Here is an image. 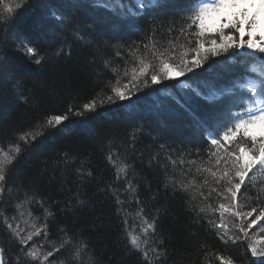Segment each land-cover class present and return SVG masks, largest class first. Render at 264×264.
<instances>
[{"label": "snow or ice", "instance_id": "6c2138e0", "mask_svg": "<svg viewBox=\"0 0 264 264\" xmlns=\"http://www.w3.org/2000/svg\"><path fill=\"white\" fill-rule=\"evenodd\" d=\"M91 3L116 18L113 27L124 25L136 30L137 21L145 17L151 19L152 26L144 33L140 44L134 42L128 47L130 59L117 49L115 55L125 60V67L122 75L118 74L119 65L110 69L115 83L112 79L101 80L99 91L89 100L82 104L68 103L62 112L38 117L30 128L17 133L7 147L0 145V204L12 192L9 179L13 169L41 137L75 130L68 127L74 118L79 129L86 132L99 109L131 102L133 96L151 86L178 81L181 88L191 89L195 97L209 104L215 115L212 119L195 116L200 135L208 145L204 156L197 148L195 158L191 152L181 153L176 158L167 157L171 169L168 164H160L165 193L170 191L173 196L177 193L183 196L192 213V222L206 221L207 227L225 244H236L241 237L248 239L255 226L264 233V223H261L264 222V200H261L264 186L255 197L260 201L259 206L248 203L252 197L242 200L248 184L256 187V171L264 172V0H128L127 3L126 0H91ZM28 7L45 9L46 15L41 19L60 25L66 22L67 17L56 11L55 5L41 0L35 3L34 0H0V31L6 34ZM176 16L181 20L179 29L175 28ZM168 17L173 18L166 29L169 38L161 40L157 35V22L163 27V18ZM77 39L84 40V37L77 35ZM16 50L36 65L45 60L26 37L18 39ZM63 52L60 49L55 55ZM220 57L223 60L216 59ZM3 58L0 53V60ZM211 60L215 63H209ZM109 65L110 61L105 60L104 67L109 68ZM219 65H229L228 70L233 74L222 81L205 80L206 90L181 79L199 69H204L205 73L215 72ZM14 87L19 98L27 102L22 82L17 81ZM140 130L134 131L125 144V149L133 154L136 132ZM124 155L118 156L109 149L106 160L115 169V178L99 191L114 201L115 214L121 217V235L127 252L138 254L141 264H165L168 250L160 231V220L167 209L154 205L150 212L145 210L137 194L138 182L129 175L132 165L121 159ZM74 159L76 157L70 153H64L66 166ZM153 161L160 163L153 156L149 167ZM177 171L179 179L175 175ZM75 172L78 190L66 207L83 209L90 201L79 189L94 174L83 162ZM158 195V192L153 194L152 200L156 201ZM132 201L137 205L134 212L130 210ZM33 204L42 209L39 216H34L30 207ZM14 207L16 214L11 216L0 211V226L6 230L8 245H16L18 264H56L51 258L64 250L75 264H89V261L95 264L89 245L82 238L77 240L75 234H69L63 226L59 228L62 235L58 241L48 240L49 221L54 220L56 214L44 198L26 191ZM7 251L0 244V264H6ZM246 251L257 258L253 264H264V260L259 259L264 257V238L247 243ZM216 259L220 264H233L231 258L217 256Z\"/></svg>", "mask_w": 264, "mask_h": 264}, {"label": "trees", "instance_id": "16d2710c", "mask_svg": "<svg viewBox=\"0 0 264 264\" xmlns=\"http://www.w3.org/2000/svg\"><path fill=\"white\" fill-rule=\"evenodd\" d=\"M41 2L55 5L56 11L67 17L64 25L41 19L46 15L43 8L28 7L6 34L0 31V53L4 57L0 60V145L5 147L16 139L17 133L30 128L38 117L62 112L68 103L82 104L89 100L99 91L101 80L112 79L115 83L110 69L119 65L118 74L122 75L125 67V60L115 55L117 49L130 59L128 47L134 42L140 44L144 33L152 26L151 19L145 17L137 21L136 30L124 25L113 27L116 18L103 8L93 7L91 0ZM172 21V17L163 18V27L157 22L158 38H169L166 29ZM174 21L175 28L179 29L180 17L176 16ZM77 35L83 36L84 40L77 39ZM20 37L31 40L45 57L41 65L31 63L16 50ZM60 49L64 50L63 54L55 55ZM216 59L223 60V57ZM105 60L110 61L109 68L104 67ZM229 67L219 65L215 72L208 73L199 69L181 79L193 87L205 89V80L229 78L233 74ZM17 81L22 82L27 102L19 98L14 87ZM214 115L211 106L195 97L191 89H181L178 81H166L137 93L131 102L99 109L86 132L79 129L74 118L68 127L75 130L41 137L21 157L9 179L12 192L0 204V211L9 216L16 214L14 205L24 198V192H35L37 198H44L56 214L55 219L49 221V241L59 240L62 235L59 228L63 226L69 234H75L77 240L82 238L89 245L95 264H141L139 255L129 254L124 246L121 217L115 214L113 199L99 191L115 178V169L106 160L111 149L118 156L125 153L121 159L131 163L129 175L138 182L137 194L145 210L150 212L154 205H163L167 209L160 220V231L168 250L165 264H220L217 256L231 258L233 264H253L256 259L246 249L247 243L252 241L251 233L259 232L258 227L250 230L248 239L241 237L236 244H225L207 227L206 221L192 222V213L183 196L179 193L173 196L170 191L166 194L163 187L165 177L160 164H168L167 157L176 158L181 153L191 152L195 158L197 148L201 156L205 155L208 145L200 135L195 116L212 119ZM138 128L141 130L136 132L133 154L125 149V144ZM65 152L76 157L68 166L63 162ZM153 156L160 163L153 161L149 167ZM82 162L94 174L79 189L90 203L83 209L68 208L67 203L78 190L75 168ZM168 168L172 166L168 164ZM175 175L179 179L178 171ZM261 186H264V172L256 171V187L248 184L242 200L252 197L248 203L259 206L260 201L255 197ZM157 192V200L153 201L152 196ZM261 200H264V194ZM30 207L34 216L42 213L38 205ZM136 207L132 201L130 210L134 212ZM5 232L0 226V244L8 249L6 264H18L16 245H8ZM260 235L264 237V233ZM51 259L56 264H75L67 250ZM89 264L93 262L89 261Z\"/></svg>", "mask_w": 264, "mask_h": 264}, {"label": "rangeland", "instance_id": "374dc122", "mask_svg": "<svg viewBox=\"0 0 264 264\" xmlns=\"http://www.w3.org/2000/svg\"><path fill=\"white\" fill-rule=\"evenodd\" d=\"M255 227H258V226H255ZM251 238H252V240H255L257 238H264V237H262V235H260V232L254 231L253 233H251ZM255 259L257 260V258H255ZM259 259L264 260V257L259 258Z\"/></svg>", "mask_w": 264, "mask_h": 264}]
</instances>
